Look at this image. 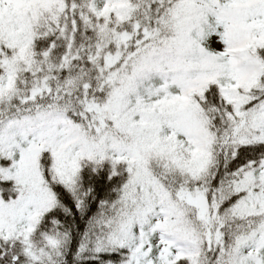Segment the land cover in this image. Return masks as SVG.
I'll return each mask as SVG.
<instances>
[{
    "label": "snow or ice",
    "instance_id": "obj_1",
    "mask_svg": "<svg viewBox=\"0 0 264 264\" xmlns=\"http://www.w3.org/2000/svg\"><path fill=\"white\" fill-rule=\"evenodd\" d=\"M0 264H264V0H0Z\"/></svg>",
    "mask_w": 264,
    "mask_h": 264
},
{
    "label": "trees",
    "instance_id": "obj_2",
    "mask_svg": "<svg viewBox=\"0 0 264 264\" xmlns=\"http://www.w3.org/2000/svg\"><path fill=\"white\" fill-rule=\"evenodd\" d=\"M80 226H81V228H82V227H83V224L81 223V225H80Z\"/></svg>",
    "mask_w": 264,
    "mask_h": 264
}]
</instances>
